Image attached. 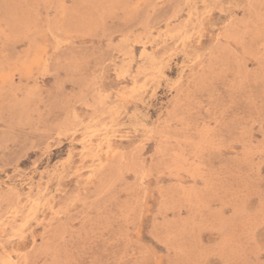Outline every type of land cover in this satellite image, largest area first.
Listing matches in <instances>:
<instances>
[{
  "label": "rangeland",
  "instance_id": "rangeland-1",
  "mask_svg": "<svg viewBox=\"0 0 264 264\" xmlns=\"http://www.w3.org/2000/svg\"><path fill=\"white\" fill-rule=\"evenodd\" d=\"M0 264H264V0H0Z\"/></svg>",
  "mask_w": 264,
  "mask_h": 264
}]
</instances>
